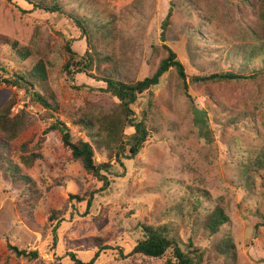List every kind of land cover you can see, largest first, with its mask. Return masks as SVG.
<instances>
[{"label": "rangeland", "instance_id": "1", "mask_svg": "<svg viewBox=\"0 0 264 264\" xmlns=\"http://www.w3.org/2000/svg\"><path fill=\"white\" fill-rule=\"evenodd\" d=\"M58 1L66 12L95 19L112 16L113 39L99 35V47L112 57L125 80L153 74L167 55L164 43L176 51L188 80L237 70L252 51L264 45L259 0ZM170 7L173 16L164 42L162 22ZM0 33L34 51L23 61L9 45L4 46L0 60L9 71L32 66L42 53L49 57V86L60 105L59 117L74 141L87 138L85 130L74 123L77 117L117 109L120 100L107 90L105 82L78 67H72L71 73L64 68L66 46L79 56L88 47L85 34L67 13L35 7L28 0H0ZM6 75L0 70V109L15 96L13 116L22 119L14 145L19 148L29 141L43 158L24 169L36 182L37 194L0 170V264H76L71 257L75 252L90 264H165L171 251L154 258L134 254L133 249L145 238L143 224L174 222L184 241L194 236V243L206 250L208 264H223L214 244L228 233L237 246L238 264H264V226L255 229L264 212L262 171L254 176L255 186L247 189L237 166L240 160L255 157L264 149V76L240 82L189 83L186 92L177 71L171 68L158 85L139 94L131 104L136 119L146 110L150 135L133 158H127V150L124 158L110 159L112 167L106 173L110 185L100 190L102 182L89 175L80 160L72 158L61 132L54 129L45 133L53 119L32 98V92L41 88L29 86L27 90L6 84ZM195 111L205 118L209 137L195 124ZM234 117H238L236 122ZM134 131V126H126L125 142ZM96 158L109 160V151L98 149ZM186 184L207 188L221 197L230 225L212 236L202 230L194 235L195 222L188 217L181 220L174 206ZM86 191H95L90 208L87 200L71 199L58 221L49 220L50 212L62 209L70 195ZM97 235H108L109 244L116 247L78 248V240ZM7 238L20 249L38 250L39 257H17L8 248Z\"/></svg>", "mask_w": 264, "mask_h": 264}, {"label": "trees", "instance_id": "2", "mask_svg": "<svg viewBox=\"0 0 264 264\" xmlns=\"http://www.w3.org/2000/svg\"><path fill=\"white\" fill-rule=\"evenodd\" d=\"M35 7L42 8L50 12L67 13L74 22L79 25L85 34L87 49L84 55L79 56L70 46H66L68 59L64 68L71 73L72 67H78L81 72H91V75L107 84V90L112 91L120 101L117 109L113 113H104L102 111H92L81 115L74 120V123L80 125L85 130L87 138H78L74 141L69 127L59 117L60 105L56 94L49 86L50 66L52 62L49 57L42 55L30 67H20L19 70H7L0 60V70L6 73L3 82L12 86L34 88L39 86L41 89H35L32 92V98L47 109L53 121L45 133L58 129L62 134V141L65 147L70 150L73 159L80 160L86 172L102 182L100 190H105L110 185V180L106 175L110 171L112 157L124 158L127 150L130 155L127 158L136 156L150 135L148 114L144 111L141 118L133 116L134 111L131 108L139 94L149 92L154 86L158 85L162 76L171 68H174L183 82L186 92H188L189 83L205 82H240L245 80H254L264 76V45L252 51L245 63L240 64L237 70H227L216 72L210 75L192 76L188 80L185 65L179 60L177 53L168 44L164 43L166 57L162 58L156 71L143 79H123L117 72L115 61L106 53H102L99 47V35L113 39L114 21L111 15L104 19L92 18L88 14L78 15L72 12H66L58 0L49 2L48 0H28ZM172 1V0H171ZM259 15L264 20V0H259ZM173 6V3H172ZM110 16V17H109ZM173 8L170 7L165 19L162 22V40H167V30L171 24ZM264 38V32H263ZM9 45L15 55L20 60H27L33 56L34 51L31 46L20 45L18 40H13L9 36L0 33V51L4 46ZM39 54V52H38ZM259 62L258 65L255 63ZM191 98V95L188 94ZM16 103V97H10L0 109V170L4 174L11 176L17 181L23 182L33 193L37 194L36 182L24 171L25 168H31L37 161L43 158V153L34 150L29 146V141L23 142L19 148H16L14 142L21 129L22 119L13 116V110ZM148 104L151 105L149 99ZM206 113V112H205ZM238 117L232 118L236 122ZM194 122L199 126L204 136L209 137V126H205V118L200 116L198 111L194 113ZM130 124L134 126V133L131 134L127 142L125 139V128ZM129 144V148H127ZM107 149L109 151V160L97 161L96 151L98 149ZM119 161V160H118ZM238 174L247 189L255 186V174L261 173V185L263 186L264 198V149L255 157L248 156L245 160H240L237 164ZM184 188V189H183ZM177 204L174 205L181 220L188 217L195 222L194 235L198 230L212 236L217 234L223 227L230 225L231 217L227 206L221 197L214 196L211 191L204 187H194L190 184L181 187ZM185 190V194L184 193ZM87 192V191H86ZM95 191L87 192L83 195L72 194L62 209H53L50 212L49 220L58 221L68 207L71 199L78 202L87 200V208L92 205ZM87 197V198H86ZM180 200V201H179ZM172 206V207H174ZM177 222L163 223L158 226L143 224L142 229L145 238L140 240L133 249L134 254H142L148 257L161 258L171 251V257L165 264H208L206 250L194 243V236H190L184 241L179 234ZM264 226V212L260 216V221L256 223L255 229ZM57 227L54 226V229ZM110 238L104 236H90L78 240L79 249H107L110 246ZM8 248L17 256L25 260H34L39 257L38 250L20 249L10 238H7ZM119 248V247H118ZM214 251L217 256L223 260V264H238V250L235 240L231 233H228L223 239L214 244ZM72 259L76 264H90L81 260L78 254L71 253Z\"/></svg>", "mask_w": 264, "mask_h": 264}]
</instances>
